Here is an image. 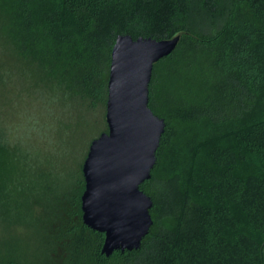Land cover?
Listing matches in <instances>:
<instances>
[{
    "label": "trees",
    "instance_id": "1",
    "mask_svg": "<svg viewBox=\"0 0 264 264\" xmlns=\"http://www.w3.org/2000/svg\"><path fill=\"white\" fill-rule=\"evenodd\" d=\"M0 33L34 99L44 85L82 101L107 95L117 35H179L148 86L165 129L140 185L152 199L140 247L102 253L79 196L36 214L39 199L17 186L12 207L0 125V226L17 230L0 241V264H264V0H0Z\"/></svg>",
    "mask_w": 264,
    "mask_h": 264
},
{
    "label": "water",
    "instance_id": "2",
    "mask_svg": "<svg viewBox=\"0 0 264 264\" xmlns=\"http://www.w3.org/2000/svg\"><path fill=\"white\" fill-rule=\"evenodd\" d=\"M179 35L156 39L116 36L111 49L105 119L82 165V222L104 234L101 252L138 249L152 225V199L140 189L156 162L165 129L148 106L155 62L176 48Z\"/></svg>",
    "mask_w": 264,
    "mask_h": 264
},
{
    "label": "rangeland",
    "instance_id": "3",
    "mask_svg": "<svg viewBox=\"0 0 264 264\" xmlns=\"http://www.w3.org/2000/svg\"><path fill=\"white\" fill-rule=\"evenodd\" d=\"M13 49V43L0 33V78L4 79L0 83V125L12 145L3 174L11 206L21 196L17 186L28 200L39 199L32 202L36 214L56 199H73L75 206L84 190L82 165L90 142L107 132V95L82 101L61 87L43 85L37 88L42 99H34L27 79L29 68ZM16 231L6 234L0 226V241Z\"/></svg>",
    "mask_w": 264,
    "mask_h": 264
}]
</instances>
